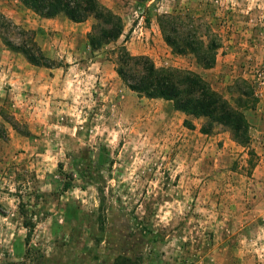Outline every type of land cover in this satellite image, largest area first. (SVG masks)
<instances>
[{
  "label": "rangeland",
  "instance_id": "1",
  "mask_svg": "<svg viewBox=\"0 0 264 264\" xmlns=\"http://www.w3.org/2000/svg\"><path fill=\"white\" fill-rule=\"evenodd\" d=\"M100 1L124 30L95 52L92 18L40 35L15 22L60 68L53 88L32 84L39 75L3 43L0 20V264H264V0ZM187 10L220 40L210 69L163 38L159 15ZM0 13L33 20L15 0ZM120 45L200 74L231 103L247 93L249 147L131 91L113 63Z\"/></svg>",
  "mask_w": 264,
  "mask_h": 264
},
{
  "label": "trees",
  "instance_id": "2",
  "mask_svg": "<svg viewBox=\"0 0 264 264\" xmlns=\"http://www.w3.org/2000/svg\"><path fill=\"white\" fill-rule=\"evenodd\" d=\"M149 1L137 0L145 9ZM17 3L43 18L64 15L76 23L92 18L94 22L87 33V40L93 52L117 42L124 30L122 18L100 0H17ZM1 19L2 26L8 29V36H3L2 40L10 50L21 53L32 65L54 67L37 44L32 31L16 25L0 13ZM145 21H150L148 16H145ZM158 21L165 42L175 53L191 54L204 69L215 65L220 40L202 18L189 15L187 10L163 13ZM15 30L26 36L23 41L17 43L10 39ZM112 55L117 75L131 91L146 98L169 101L175 110L186 116L204 119L202 133L207 134L215 127H222L234 142L249 147V123L244 110L253 109V106L240 107L241 97L248 96L247 93H241L235 103H231L194 71L157 67L150 57L132 54L125 45L113 49ZM184 123L188 127L193 126L187 119ZM18 205L28 226L30 220L24 209L26 203L20 201Z\"/></svg>",
  "mask_w": 264,
  "mask_h": 264
},
{
  "label": "crops",
  "instance_id": "3",
  "mask_svg": "<svg viewBox=\"0 0 264 264\" xmlns=\"http://www.w3.org/2000/svg\"><path fill=\"white\" fill-rule=\"evenodd\" d=\"M17 3V0H15ZM18 4V3H17ZM19 5V4H18ZM21 6V5H19ZM23 7V6H21ZM24 9H26L27 12H30L33 14V20L31 22L30 19H28L25 16H21V18H17L16 16H10L7 17L9 18L11 21H13L14 23H21L23 26L32 29V30H36L37 34L40 35L41 32L49 30L50 29H55L58 31H62L63 33H66V31H64L65 28H74V27H80V25L86 23L87 27H88V20L84 21V22H80V23H76L73 22L71 20H69L67 17H65L64 15H58L54 18H43L40 17L39 15L35 14L33 11L23 7ZM22 9V8H21ZM13 19V20H12ZM89 28H86V31H88ZM60 35V34H59ZM42 42V41H41ZM26 59V58H25ZM29 70L31 73L34 74H38L39 77H35L31 79V82L34 86H38L39 84H41V87H49V88H53V84L55 81H60V76H58L59 74V67H54V68H46V67H39V66H35L30 64L27 60H25ZM4 72L2 74L5 75V78H13L15 74H17L15 71L14 73L11 72L10 69L4 68L3 70ZM56 75L57 74V78L52 77L51 74ZM41 76V77H40ZM28 78H26L27 80ZM53 91V89H52Z\"/></svg>",
  "mask_w": 264,
  "mask_h": 264
}]
</instances>
